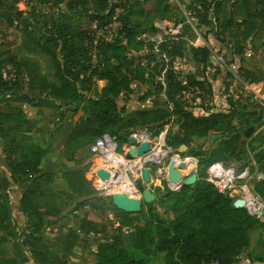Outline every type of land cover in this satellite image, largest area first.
<instances>
[{
  "label": "trees",
  "instance_id": "obj_1",
  "mask_svg": "<svg viewBox=\"0 0 264 264\" xmlns=\"http://www.w3.org/2000/svg\"><path fill=\"white\" fill-rule=\"evenodd\" d=\"M46 2L50 15L39 22L35 15L25 21L27 24L20 29L21 46L25 51L38 49L49 57L57 84L36 73L29 62L19 60L9 52L1 54L4 59L0 60V139L7 144L5 163L11 182H19L24 177L38 181L40 160L47 150L22 145L26 139L23 135L28 122L26 115L21 107L6 102L37 109L60 111L65 108L70 118L81 111L83 116L68 124L59 135L65 148L74 144L90 145L104 133L115 136L122 145L134 132L144 131L154 137L166 130L167 146L178 150L184 145L188 150L193 140L223 131L217 149L202 153L186 150L182 154L197 160V181L192 186H181L176 192L167 189L159 197L160 206L171 214L170 219H164L155 207L145 204L140 214H128L116 209L110 198L100 196L96 200L102 205L99 208L101 222L82 218L78 231L96 238V264H150L158 253L164 254V264H238L241 255L249 248L250 230L256 225L263 229L264 225L244 208H235L233 198L218 192L206 181V169L210 164L220 162L225 167L233 165L237 173L248 167L251 175L257 172L264 176V155L255 153L242 162L235 155L236 149L248 140L244 130L262 118L260 107L264 105L251 103L250 97L247 102L239 98L227 99L226 112L206 109L196 115L195 109L185 103L184 96L187 93L195 96L191 91L195 87L201 93L196 97H212V86L204 72L212 66L213 48L186 47L182 35L184 29L194 27L202 33L205 42L209 43L210 35L214 38L211 39L218 41L220 35L221 42L228 46L264 34V0H231L232 9L225 21L219 19L223 0H188L190 24L171 21L169 0ZM17 13L18 17L22 15L20 11ZM150 17L156 19L155 22H181L183 31L178 36L152 42L149 36H153L157 29ZM234 17L240 20L236 21ZM76 18L86 19L88 27L71 24ZM143 20L149 22L151 33L148 38L145 35L147 29L142 25L146 21ZM7 22L13 24L10 19ZM114 24L115 29H111ZM106 30L109 34L112 32L109 39L96 38V33ZM262 43L264 45V39ZM142 50L146 51L144 56L131 55ZM187 58L201 67L203 72L200 75L182 74L173 68L172 62ZM6 67L12 70L13 77L3 75L2 70ZM239 78L241 85L256 83L251 72L244 69L240 70ZM93 79L103 82V86L91 96ZM132 99L138 103L150 101L151 107L127 113L126 103ZM249 107L252 110L247 111ZM233 121L244 130L238 131ZM225 155L235 160L226 163ZM87 168L85 165L62 173L68 188L78 196H93L98 189L97 182L85 178ZM7 184L0 174V199H3L0 227L3 231L8 230L7 235L0 237V248L9 242L10 237L14 238L12 230L4 224L9 219L4 194ZM251 184L253 192L264 202V178L260 181L252 179ZM38 190V186H34L22 196L20 210L23 214H28V204ZM49 203L47 215L56 216L54 201L51 199ZM108 208L117 224L115 228L109 220L102 221ZM36 233L37 229L25 234L18 247V256L6 258L0 254V264H26L28 257L23 254L22 247L27 249L35 264H74L60 252L57 244ZM123 233H126L129 250L124 246ZM77 237L72 232L70 242ZM255 260L264 262V257L256 256Z\"/></svg>",
  "mask_w": 264,
  "mask_h": 264
},
{
  "label": "rangeland",
  "instance_id": "obj_2",
  "mask_svg": "<svg viewBox=\"0 0 264 264\" xmlns=\"http://www.w3.org/2000/svg\"><path fill=\"white\" fill-rule=\"evenodd\" d=\"M169 3L172 7L171 21H186L190 24L187 10L188 0H169ZM230 9H232L231 0H223V7L219 15L220 21H225ZM18 11L22 12L20 17L17 15ZM50 13L51 10L46 0H0V60L4 59V56H1L2 53L9 52L17 59L29 62L35 67L36 73L45 76L50 82L57 84L53 77V67L49 57L38 49L25 51L21 46L20 29L27 24L25 21L31 19V17L35 15V20L39 22L43 18L48 17ZM234 18L236 21L240 20L239 17ZM8 19L12 21V25L8 24ZM150 19L152 22L156 20L153 17H150ZM143 21H146V23L142 22V25L143 28L146 27L147 29V33L145 34L147 37L149 36L148 34L151 33L149 30V22L148 20ZM70 23L73 25H80L83 28L88 27L86 19L76 18ZM211 29L214 31L213 27ZM203 31H205V29ZM111 33L112 32H110V34ZM159 33L160 31L157 30L153 36L156 37ZM110 34L109 31L106 30L105 32L96 33L95 36L96 38L105 37L109 39ZM182 36L185 40L186 47H203L207 45V47L213 48V57L210 60L212 66L204 72V75L208 77L212 86V97L206 95L207 97L204 96L199 98L196 97L197 95L194 96L190 93L184 96L185 103L195 109L196 115L206 109L215 112H226L228 109L227 99H232L234 101L239 98L241 101L247 102L246 100L249 99V94L247 92L241 94L242 85L239 78L241 69L250 71L251 75L256 79V82H260L264 85L263 33L240 41L239 44H228V46L221 42L222 38L220 35H218V41L213 40V35H210L209 43L205 42L202 38V33L194 29V27L184 29ZM238 51L242 53L236 56L230 55V53ZM145 54V50L136 54L131 53V55L138 56H144ZM94 61L95 56H93V63ZM143 63L145 64L146 61H143ZM152 65L153 64H151V66ZM172 66L182 74L193 73L200 75L203 72L201 67L193 63L190 58L175 60L172 62ZM2 73L7 78L13 77V72L9 67L3 69ZM221 75H226V78L219 81V76ZM93 81L94 86L90 91L91 96L94 95L97 89L99 90L103 86V82L96 81L95 79H93ZM6 104L21 107L26 115L28 122L23 128L25 131L23 135L26 139L22 145L30 149H46L47 153L40 160V173L38 174L40 179L38 181H33L31 178L24 177L19 180V182L13 183L11 182L10 173L5 163V157L8 153L7 144L4 140L0 139V174L8 181L4 194L8 201L9 219L7 222H4V224L14 233V238L10 237L9 242L0 248L1 256L6 258L18 256L20 241L23 240L25 234L34 232L37 229L36 234L51 243L57 244L60 247V252L66 254L67 259L71 263L96 264L95 242L97 240L92 234L86 236L80 233L78 231V225L79 220L82 218H86L95 223L101 222V212L99 208H101L102 205L96 200V197L102 196V198L109 199L108 190H102L98 185L97 192L93 194V196H78L71 192L62 177V173L66 169L75 170L87 165L88 168L85 172V177L87 179L88 171L92 164L95 163L94 160L96 157L91 156L87 150L89 143L81 145L74 144L66 148L60 143L59 135L61 131H63L68 124L77 122L78 119L83 116L82 112L79 111L74 117L70 118L69 112L66 111L65 108L57 111L37 109L21 103L6 102ZM3 105L4 104H1V106ZM149 107H151L150 101L138 103L135 99H132L130 102L126 103L127 113ZM260 109L262 111V118L251 126L253 132L247 138L246 144L238 147L235 151V155H238L241 159L239 162L245 161L247 157L250 158L255 153L264 155V106L260 107ZM250 110L252 109L249 107L247 111ZM233 125L238 131L244 130V128L237 125L235 121H233ZM247 129L248 128L244 131ZM220 133L224 132L220 131ZM220 133L212 132L205 138L193 140L188 150L191 153H202L210 149H217L221 142ZM233 160H235L234 157L231 158L225 155L224 161L226 163L232 162ZM34 186H38L39 190L28 204V214H23L20 210L22 196L26 191L33 190ZM148 189L154 195L155 200L145 205H152L164 219H170L172 217L171 214L165 212V209L160 206L159 202V197L167 190L165 183H159L156 184V186L152 183L148 186ZM51 199L54 201L58 212L56 216L47 215ZM2 202L3 199H0V203ZM84 205L88 206V210L83 208ZM143 210L144 203L139 214ZM1 219L2 216L0 214V220ZM108 220L113 228L117 227V224H115L113 220L112 211H109V208L102 218V221ZM72 232L78 237L76 240L70 242L69 237ZM7 234L8 230L3 231L0 227V237ZM249 236V248L241 255L238 264H248L251 263L252 259L256 256H264V228L262 229L256 225L250 230ZM123 239L125 248L129 250L130 246L126 238V233H123ZM69 243L71 244L67 248ZM21 249L23 254L28 257V262L26 264H35L27 254V249L23 247ZM150 264H164V254H156Z\"/></svg>",
  "mask_w": 264,
  "mask_h": 264
},
{
  "label": "built area",
  "instance_id": "obj_3",
  "mask_svg": "<svg viewBox=\"0 0 264 264\" xmlns=\"http://www.w3.org/2000/svg\"><path fill=\"white\" fill-rule=\"evenodd\" d=\"M183 25L181 22H157L155 27L160 33L156 37L149 36V40L158 43L163 37L178 36L183 31ZM110 28L115 29V24ZM191 91L196 95L201 94L195 87ZM243 92L249 94L251 103L264 105V85L262 83H243L241 94ZM165 136L166 130L154 137L144 131L134 132L129 136L126 144L119 145L115 136L107 133L100 135L87 148L89 154L96 157L95 163L93 162L96 165L92 164L90 167L87 179L97 182L102 190H108L109 198L113 193L127 195L130 198H141L142 192L148 189L153 181L165 183L171 192L178 191L183 186L182 182L185 178L197 173V160L179 154L177 150L167 146ZM130 139L135 141L134 145L129 142ZM132 149L135 151L142 149V153L139 155L135 152L130 159H127L126 156ZM182 164L184 167L179 169ZM169 165H172L174 171L181 175L180 183L168 180ZM145 169L149 170V184H145L142 179V171ZM98 171L105 173L108 178L102 180L97 174ZM119 178L123 182L116 183ZM263 178L262 173L256 172L251 175L248 167L237 173L233 165L225 167L220 162L212 163L206 169V181L211 183L218 192L228 194L234 200H243V208L259 221L264 220V202L253 192L251 180L260 181ZM84 209L88 210V207Z\"/></svg>",
  "mask_w": 264,
  "mask_h": 264
},
{
  "label": "water",
  "instance_id": "obj_4",
  "mask_svg": "<svg viewBox=\"0 0 264 264\" xmlns=\"http://www.w3.org/2000/svg\"><path fill=\"white\" fill-rule=\"evenodd\" d=\"M253 132V128L250 127L244 132L245 137H249V135ZM132 145L135 144V141L130 139L129 141ZM187 148L182 145L178 148L177 152L179 154H184ZM141 154L142 149L135 151L134 149L131 150L130 154L126 156L127 159H130L134 153ZM184 166L183 164L179 166V169H182ZM98 176L102 179L105 180L108 178V176L103 173L102 171H98ZM168 180H170L173 183H180L182 181V177L179 173L174 171L173 166L169 165L168 167V174H167ZM142 179L145 184L150 183V176H149V170L145 169L142 171ZM197 181V175L192 174L189 177L185 178L182 182L183 186H192L195 182ZM111 203L112 205L125 213L128 214H136L141 211L142 205L144 204H149L152 203L155 200L154 195L148 190H144L142 192V197L141 198H130L127 195H123L120 193H113L110 195ZM233 206L235 208H243L244 206V201L241 199H236L233 201Z\"/></svg>",
  "mask_w": 264,
  "mask_h": 264
},
{
  "label": "crops",
  "instance_id": "obj_5",
  "mask_svg": "<svg viewBox=\"0 0 264 264\" xmlns=\"http://www.w3.org/2000/svg\"><path fill=\"white\" fill-rule=\"evenodd\" d=\"M205 46H207V45H205ZM228 77V76H227ZM226 78V75L224 76H219V81L220 80H224ZM202 113V111L200 112V114ZM199 114V113H198ZM153 184H154V186H156V184H159V182H156V181H153ZM261 223H263V225H264V220L263 221H260ZM259 257H264L263 255H260ZM248 263V262H247ZM248 264H264V262H259V261H256L255 260V258L252 260V262L251 263H248Z\"/></svg>",
  "mask_w": 264,
  "mask_h": 264
},
{
  "label": "bare ground",
  "instance_id": "obj_6",
  "mask_svg": "<svg viewBox=\"0 0 264 264\" xmlns=\"http://www.w3.org/2000/svg\"><path fill=\"white\" fill-rule=\"evenodd\" d=\"M122 179H123V177H122ZM121 178H119V180L118 181H116V183H118V182H123V180H122Z\"/></svg>",
  "mask_w": 264,
  "mask_h": 264
}]
</instances>
